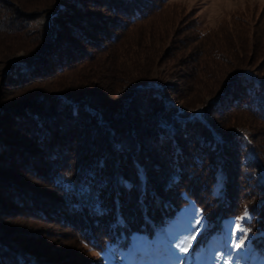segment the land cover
Wrapping results in <instances>:
<instances>
[{
    "label": "trees",
    "instance_id": "1",
    "mask_svg": "<svg viewBox=\"0 0 264 264\" xmlns=\"http://www.w3.org/2000/svg\"><path fill=\"white\" fill-rule=\"evenodd\" d=\"M169 7L0 0V264H101L189 199L264 229L261 36Z\"/></svg>",
    "mask_w": 264,
    "mask_h": 264
},
{
    "label": "rangeland",
    "instance_id": "2",
    "mask_svg": "<svg viewBox=\"0 0 264 264\" xmlns=\"http://www.w3.org/2000/svg\"><path fill=\"white\" fill-rule=\"evenodd\" d=\"M169 2V9L181 10L180 26L184 24L188 28L196 23L200 34L210 29L223 28L226 23L236 25V17L247 18L246 26L250 28V32L255 30L256 36H261L258 40V57H264V0ZM236 29L237 34L248 32ZM187 51L189 52L186 49L180 50V54H186ZM159 69L164 83H172L173 79L168 78V71L162 67ZM220 186L221 183L216 186V194ZM238 217H244V214ZM238 217L228 216L210 223L196 202L189 199L170 221L150 235L134 232L129 235L126 244L118 239L107 244L101 251H92V255L101 264H264V229L254 230L246 225L250 219L249 214L240 220H237ZM238 225L247 230L246 236L244 231H236ZM192 235L196 238L188 247V238ZM241 239L243 246L237 248ZM182 247H188L187 253L180 251Z\"/></svg>",
    "mask_w": 264,
    "mask_h": 264
},
{
    "label": "snow or ice",
    "instance_id": "3",
    "mask_svg": "<svg viewBox=\"0 0 264 264\" xmlns=\"http://www.w3.org/2000/svg\"><path fill=\"white\" fill-rule=\"evenodd\" d=\"M247 215H248V214H247V212L245 211V213H244V217H238L237 220L243 219V218L247 217ZM197 223H199V221H197ZM236 231H244V232H245V236L247 235V230L242 229V227L239 226V225L237 226ZM195 238H196L195 235H192V236H190V237L188 238V247L191 246L192 241H193ZM242 246H243V239L240 240V242L236 245V247L239 248V247H242ZM188 247H182V248H180V251H181V252H184V253H187V251H188Z\"/></svg>",
    "mask_w": 264,
    "mask_h": 264
},
{
    "label": "water",
    "instance_id": "4",
    "mask_svg": "<svg viewBox=\"0 0 264 264\" xmlns=\"http://www.w3.org/2000/svg\"><path fill=\"white\" fill-rule=\"evenodd\" d=\"M21 59H22V57H19V59H18L17 63H18L19 61H21Z\"/></svg>",
    "mask_w": 264,
    "mask_h": 264
}]
</instances>
